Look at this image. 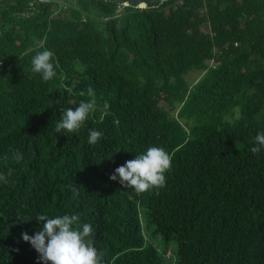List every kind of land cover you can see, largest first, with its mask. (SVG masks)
<instances>
[{
	"label": "trees",
	"instance_id": "trees-1",
	"mask_svg": "<svg viewBox=\"0 0 264 264\" xmlns=\"http://www.w3.org/2000/svg\"><path fill=\"white\" fill-rule=\"evenodd\" d=\"M44 50L56 72L46 82L31 71ZM192 72L203 75L189 84ZM81 101L97 108L57 133ZM90 129L104 133L95 145ZM259 132L264 0H0V174L12 170L0 181V264H44L22 238L42 230L41 214L91 224L104 264H264ZM150 147L171 157L164 187L110 179Z\"/></svg>",
	"mask_w": 264,
	"mask_h": 264
},
{
	"label": "clouds",
	"instance_id": "clouds-1",
	"mask_svg": "<svg viewBox=\"0 0 264 264\" xmlns=\"http://www.w3.org/2000/svg\"><path fill=\"white\" fill-rule=\"evenodd\" d=\"M53 53L49 50L37 53L32 59L33 73L42 75L46 82L52 79L56 72L54 65L50 62ZM89 96H94L92 87L87 89ZM110 107L107 101L103 104V109ZM97 108L95 101H81L75 110L68 108L61 115L56 124V132L61 133L66 130L68 133L77 132L86 121L89 113ZM104 133L95 129L89 130L88 143L95 145L103 138ZM254 145L250 151L253 155L259 154L264 150V132H259L254 137ZM7 158V157H5ZM19 163L23 159L22 153L16 152L13 156ZM172 160L170 155L159 147H150L146 153L136 156L135 159L126 161L125 165L119 166L110 176L123 187L132 188L137 193H143L149 189L164 187L166 183L165 173L171 169ZM7 174H0V181L8 183ZM38 221L43 223L42 230L37 231L34 236H29L27 232L22 233L25 242H30L32 247L40 254L38 262L44 264H104L103 252L98 254V250L93 246L91 235L93 227L91 224L76 226L79 220L77 215H63L49 218L47 215H38ZM18 252L19 249H16Z\"/></svg>",
	"mask_w": 264,
	"mask_h": 264
},
{
	"label": "water",
	"instance_id": "water-1",
	"mask_svg": "<svg viewBox=\"0 0 264 264\" xmlns=\"http://www.w3.org/2000/svg\"><path fill=\"white\" fill-rule=\"evenodd\" d=\"M104 2L115 3L120 7L133 9H156L169 0H103Z\"/></svg>",
	"mask_w": 264,
	"mask_h": 264
},
{
	"label": "rangeland",
	"instance_id": "rangeland-1",
	"mask_svg": "<svg viewBox=\"0 0 264 264\" xmlns=\"http://www.w3.org/2000/svg\"><path fill=\"white\" fill-rule=\"evenodd\" d=\"M201 30V29H200ZM202 32L204 31L203 29L201 30ZM209 66H215L214 62H208ZM203 75V72H192L190 74H188L186 76V80L189 84H194L195 82H197ZM238 116V112L235 111V118ZM171 256L170 254H168V257Z\"/></svg>",
	"mask_w": 264,
	"mask_h": 264
},
{
	"label": "built area",
	"instance_id": "built-area-1",
	"mask_svg": "<svg viewBox=\"0 0 264 264\" xmlns=\"http://www.w3.org/2000/svg\"><path fill=\"white\" fill-rule=\"evenodd\" d=\"M41 1V0H40ZM235 46H237V44H235Z\"/></svg>",
	"mask_w": 264,
	"mask_h": 264
}]
</instances>
